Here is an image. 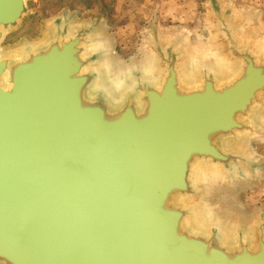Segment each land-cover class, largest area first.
Masks as SVG:
<instances>
[{
    "label": "water",
    "instance_id": "obj_1",
    "mask_svg": "<svg viewBox=\"0 0 264 264\" xmlns=\"http://www.w3.org/2000/svg\"><path fill=\"white\" fill-rule=\"evenodd\" d=\"M28 1L0 0V264H264V207L212 187L231 214L208 220L194 179L204 165L217 184L264 176L257 14L206 0V41L153 22L119 70L96 20L58 15L1 48Z\"/></svg>",
    "mask_w": 264,
    "mask_h": 264
},
{
    "label": "rangeland",
    "instance_id": "obj_2",
    "mask_svg": "<svg viewBox=\"0 0 264 264\" xmlns=\"http://www.w3.org/2000/svg\"><path fill=\"white\" fill-rule=\"evenodd\" d=\"M232 1L241 8L257 11L264 8V0ZM28 5V15L18 29L6 36L1 48L14 47L24 38H38L44 24L58 15L70 16L75 21L96 20L109 38L117 69L122 70L144 56L143 39L153 22L161 31L179 32L193 45L206 41L209 35L206 0H29ZM261 14L264 19V10ZM255 150L264 158V141L255 143ZM216 188L217 194L224 196L232 207L236 205L248 213L264 207V176L249 188L233 185Z\"/></svg>",
    "mask_w": 264,
    "mask_h": 264
},
{
    "label": "bare ground",
    "instance_id": "obj_3",
    "mask_svg": "<svg viewBox=\"0 0 264 264\" xmlns=\"http://www.w3.org/2000/svg\"><path fill=\"white\" fill-rule=\"evenodd\" d=\"M193 58H197V57H193ZM153 66V64H152ZM148 66L145 65L144 68H147ZM120 70V69H119ZM156 77V74L153 76V78ZM115 82H117L116 80H113ZM119 90H117V93H118ZM221 173L217 170V169H214V168H209L207 166H202L200 168H198L195 172V175H194V179L197 180V181H201L203 183V188L204 190L202 191V196L200 198V206L197 207V213L207 217L208 220H211L212 218H220V214H223L224 217L227 216L228 214H231V213H228V209L225 207V206H220L218 208L214 207L212 203L209 202V200L211 199V195H210V190L212 187H223L224 184H217V182L219 181L220 177H221ZM212 185V186H211ZM202 187V186H201ZM205 191V192H204ZM206 192H208V195H206ZM218 195H214L212 197V199L215 201V202H220L222 204V200H220V198L218 197ZM202 201V202H201ZM214 208H213V207ZM223 212V213H220V212ZM240 216V215H239ZM236 221V219H235Z\"/></svg>",
    "mask_w": 264,
    "mask_h": 264
},
{
    "label": "crops",
    "instance_id": "obj_4",
    "mask_svg": "<svg viewBox=\"0 0 264 264\" xmlns=\"http://www.w3.org/2000/svg\"><path fill=\"white\" fill-rule=\"evenodd\" d=\"M250 10H252L254 13L257 14V17L255 18L256 26L264 28V19L262 18V15L263 14H261V10H262V13H263L264 8L261 7V10L260 11L259 10L257 11L256 9H252V8ZM259 15H261V18L260 19L258 18Z\"/></svg>",
    "mask_w": 264,
    "mask_h": 264
}]
</instances>
